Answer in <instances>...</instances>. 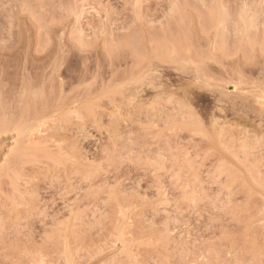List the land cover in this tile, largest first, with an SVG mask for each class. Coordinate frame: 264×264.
Here are the masks:
<instances>
[{
  "label": "rangeland",
  "instance_id": "obj_1",
  "mask_svg": "<svg viewBox=\"0 0 264 264\" xmlns=\"http://www.w3.org/2000/svg\"><path fill=\"white\" fill-rule=\"evenodd\" d=\"M0 264H264V0H0Z\"/></svg>",
  "mask_w": 264,
  "mask_h": 264
}]
</instances>
